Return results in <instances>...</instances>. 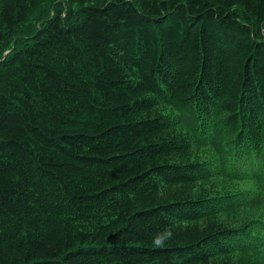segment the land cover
I'll use <instances>...</instances> for the list:
<instances>
[{
	"label": "trees",
	"instance_id": "16d2710c",
	"mask_svg": "<svg viewBox=\"0 0 264 264\" xmlns=\"http://www.w3.org/2000/svg\"><path fill=\"white\" fill-rule=\"evenodd\" d=\"M0 264H264V0H0Z\"/></svg>",
	"mask_w": 264,
	"mask_h": 264
},
{
	"label": "rangeland",
	"instance_id": "374dc122",
	"mask_svg": "<svg viewBox=\"0 0 264 264\" xmlns=\"http://www.w3.org/2000/svg\"><path fill=\"white\" fill-rule=\"evenodd\" d=\"M11 44H12V40L11 39L7 40L4 44L0 46V52L8 51Z\"/></svg>",
	"mask_w": 264,
	"mask_h": 264
}]
</instances>
